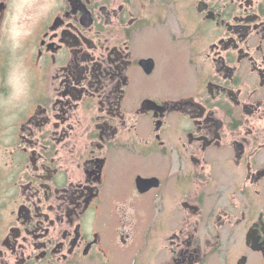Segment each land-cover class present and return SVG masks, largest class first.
Instances as JSON below:
<instances>
[{"label":"flooded vegetation","instance_id":"obj_1","mask_svg":"<svg viewBox=\"0 0 264 264\" xmlns=\"http://www.w3.org/2000/svg\"><path fill=\"white\" fill-rule=\"evenodd\" d=\"M23 1L0 264H264V0Z\"/></svg>","mask_w":264,"mask_h":264},{"label":"rangeland","instance_id":"obj_2","mask_svg":"<svg viewBox=\"0 0 264 264\" xmlns=\"http://www.w3.org/2000/svg\"><path fill=\"white\" fill-rule=\"evenodd\" d=\"M25 1H26V0H25ZM25 1H23L22 4H24ZM22 7H24V6L22 5ZM187 77H188V76H186V78H187Z\"/></svg>","mask_w":264,"mask_h":264}]
</instances>
